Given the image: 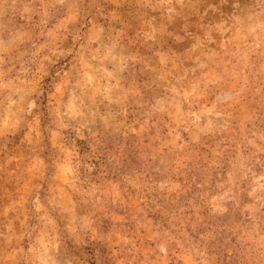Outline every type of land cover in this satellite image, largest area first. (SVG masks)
I'll use <instances>...</instances> for the list:
<instances>
[{"label": "clouds", "instance_id": "clouds-1", "mask_svg": "<svg viewBox=\"0 0 264 264\" xmlns=\"http://www.w3.org/2000/svg\"><path fill=\"white\" fill-rule=\"evenodd\" d=\"M0 264H264V0H0Z\"/></svg>", "mask_w": 264, "mask_h": 264}]
</instances>
